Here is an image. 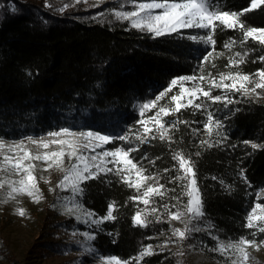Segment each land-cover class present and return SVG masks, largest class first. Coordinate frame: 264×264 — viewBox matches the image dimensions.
I'll return each mask as SVG.
<instances>
[{"label":"trees","instance_id":"16d2710c","mask_svg":"<svg viewBox=\"0 0 264 264\" xmlns=\"http://www.w3.org/2000/svg\"><path fill=\"white\" fill-rule=\"evenodd\" d=\"M225 2V10L240 11L249 5L250 0ZM112 4L113 0H108L93 8L57 12L38 0H0V137L18 139L67 126L122 134L127 126L134 125L139 119L138 101L156 96L175 77L193 74L205 46L177 37L153 39L135 29L125 31L127 22L115 21L112 16H108L105 23L91 19L97 13L113 8ZM13 5L16 11H12ZM243 19L249 26L264 27V6ZM196 32L184 30L185 35ZM234 36L237 33L231 30L218 32L216 50L225 51L224 42ZM249 47H254L252 42H249ZM234 51L241 49L237 47ZM261 55L264 51L257 49L251 52L248 62L240 70L254 73L264 68V62H252ZM216 63L218 69L224 71L227 53ZM175 92L178 88L174 89ZM214 94H220V91L215 90ZM217 107L219 111H216ZM229 107L232 111L222 105H214L210 109L224 122L223 131L228 136L224 145L200 149L199 140L206 138L202 123L181 125L180 131L174 133L179 143L172 145V148L191 153L196 159L205 218L214 222V234H219L222 239H235L250 231L241 228V223L246 209L256 201L257 191L264 188V149L253 152L250 145L246 147L242 143L250 140L264 144V102L241 100ZM237 108L240 111L236 112ZM179 119L203 121L205 116L183 110ZM197 127L201 132L194 137L191 129ZM115 144L119 146L121 142L116 141ZM231 145L237 146L233 148ZM143 151L152 158L161 157L157 168L170 167L173 163L166 142L152 141L150 145L143 146L137 157ZM196 151H201L202 155L195 157ZM144 163L147 166V161ZM241 168L245 170L251 188L239 179ZM212 176L231 185V194L221 187L218 180H212ZM248 192L252 195L248 196ZM131 195L133 190L116 183L114 178L111 184L96 180L88 182L84 202L89 209L102 216L109 201L115 200L120 206L116 212L118 219L101 225L103 231L93 242L98 250L94 255H116L126 260L137 254L142 243L156 245L161 238L158 235L161 229L167 230V223L154 224L149 228L134 227L131 216L135 206L132 202L124 203ZM259 202L264 203V198ZM50 225L68 233L87 230L85 225L68 217L58 222L49 221ZM148 236L156 239L147 240ZM79 237L82 241L83 238ZM262 237L261 234L258 239ZM200 241L209 247L214 245V241L204 233H194L184 245L192 244V248L202 250ZM41 243L44 249L55 252L70 245L55 240ZM42 251L46 250H39ZM178 260L187 264L184 256L176 257L165 250L145 258L143 264H175Z\"/></svg>","mask_w":264,"mask_h":264},{"label":"snow or ice","instance_id":"6c2138e0","mask_svg":"<svg viewBox=\"0 0 264 264\" xmlns=\"http://www.w3.org/2000/svg\"><path fill=\"white\" fill-rule=\"evenodd\" d=\"M80 2L81 0H74V3ZM106 2L108 0H94L91 6L96 7ZM115 2L116 7L108 9L107 12H99L91 19L105 23L107 17L112 16L115 21L127 22L125 31L135 29L153 39L177 37L205 46L204 54L198 60L193 74L171 79L168 86L154 99L140 103L139 119L134 125L127 126V130L122 134H106L90 128L84 130L82 126L81 130L77 131L72 126H67L51 130L39 138L30 135L20 140L6 141L0 137V203L15 201L19 204L21 196H27L33 203L41 202L44 197L39 188V181L50 184V178L40 175L38 180L37 171L60 172L61 178L55 187H49L50 192L56 193V201L51 206L61 208L62 215L74 218L77 224L86 226L87 230H74L72 236L83 238L82 241H77L83 248V253L97 254L98 250L93 246V242L97 234L103 231L101 225L116 221V212L120 206L115 200L109 201L102 216L94 209H89L84 202L87 184L92 180L111 184L114 178L116 183L133 190V195L124 203L127 205L132 202L135 206L131 216L134 227L149 228L154 224L167 223L168 228L159 232V237H164L160 244L142 243L137 254L126 260L116 255H99L98 259L102 264H143L145 258L165 250L173 256L182 257L185 254L184 242L192 239L194 233H204L214 241L212 247L204 241H200L199 245L217 253L225 264H252L254 258L249 249L259 251L264 247V240H258V237L264 234V203L259 202L264 198V190L256 194V201L246 209V216L241 223V228L250 231L235 239H222L219 234H214V222L205 218L204 197L198 182L196 159L191 153L172 148V145L179 143L175 140L174 133L180 131L181 125L187 126L190 123L203 125L206 138L199 140L200 149L224 145L228 140L223 131L224 122L210 109L214 105H222L224 109L232 111L230 105L241 100L251 102L254 97L264 96V68L257 69L254 73L240 70L248 62L251 52L257 49L264 51V27L249 26L243 19L248 13L264 6V0H250L249 5L240 11L225 10V0ZM45 6H50L47 0ZM69 6L65 3L58 10L63 12ZM12 11H16L14 5ZM184 30L197 32L185 35ZM229 30L236 32L237 36L229 37L224 42L225 51H217V33ZM201 31L203 35L200 34ZM249 42H252L254 47H249ZM237 47L241 51H234ZM226 53L227 63L224 65L225 70L221 71L216 61L224 58ZM257 61L264 62V55L252 62ZM176 88L178 92L174 93ZM215 90H219L220 94H214ZM183 110H191L194 115H204L205 120H181L179 114ZM219 110L217 107L216 111ZM169 117L172 119H166ZM200 132L199 127L191 129L194 137ZM157 139L169 146L170 159L173 162L170 167L157 168V161L161 157L152 158L147 151H143L139 157L136 155L142 152L143 146L150 145ZM116 141L121 144L117 146ZM242 143L246 147L250 145L253 152L264 149V144L254 141L244 140ZM109 145L112 147L109 148ZM236 146L231 145L233 148ZM194 155L200 157L202 152L196 151ZM37 162H41L43 167ZM238 177L248 188L252 187L243 168L239 170ZM211 179L218 180L227 193L231 194L233 191L232 186L226 184L223 179L216 176ZM247 195L251 196L252 193L248 192ZM13 211L22 217L27 215L24 208H14ZM173 222H178L181 227H176ZM249 236L252 238H248ZM146 239L153 240L156 237L148 236ZM115 242L113 240V243ZM170 245L176 246L175 252L171 251ZM192 247L194 245H188L189 249ZM177 264H180L179 260Z\"/></svg>","mask_w":264,"mask_h":264},{"label":"rangeland","instance_id":"374dc122","mask_svg":"<svg viewBox=\"0 0 264 264\" xmlns=\"http://www.w3.org/2000/svg\"><path fill=\"white\" fill-rule=\"evenodd\" d=\"M38 1L45 5V0ZM47 2L50 5L49 7L57 12H60L58 9L67 3L70 6L63 11L67 12L73 9L93 8L91 4L94 3V0H87V2L81 0L80 3H74V0H47ZM112 6L116 7L115 0H113ZM154 98L155 96L144 101H138L136 103L137 111L140 103ZM253 99L264 102V96L260 98L254 97ZM151 114L150 112L149 115ZM83 129L87 130L86 128ZM74 130L79 131L81 128H74ZM46 133L31 136L39 138ZM22 138L4 139L6 141H16ZM37 163L40 167H43L41 162ZM36 175L38 180L40 175L50 178V184L39 181V188L44 197L41 202L33 203L27 196H21L19 197V204L15 201L0 203V264H102L98 259L99 256L83 253V248L77 244V241H81L79 236L73 237L72 233L65 232L61 228L53 229V225L48 226L49 221L58 222L66 218V216L61 214V208H53L51 206L56 201V193L49 191V187H55L57 181L61 178V173L55 170H50L49 172L38 170ZM261 190H264V188ZM261 190L257 191V193L261 192ZM18 207L26 209L27 215L22 217L15 214L13 210ZM173 223L176 227H181L178 222ZM43 234H46V237L43 238ZM262 235L263 237L258 240H264V234ZM163 239L164 237H161L157 244H160ZM45 240L61 241L63 244L70 245L64 247L63 251L55 252L44 249L41 242ZM169 247L172 252L176 251L175 245H170ZM39 250L46 251L39 252ZM183 251L185 253L183 255L184 260L187 264H225L221 256L208 251L206 248L202 250L189 249L183 245ZM249 252L254 258L252 264H264V247H261L259 251L249 249ZM175 264H177V261Z\"/></svg>","mask_w":264,"mask_h":264}]
</instances>
